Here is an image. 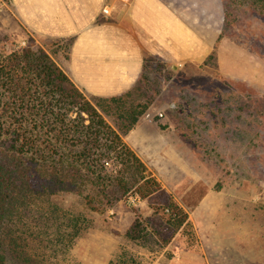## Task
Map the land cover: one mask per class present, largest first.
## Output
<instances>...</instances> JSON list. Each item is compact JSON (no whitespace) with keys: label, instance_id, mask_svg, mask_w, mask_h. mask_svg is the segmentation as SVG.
<instances>
[{"label":"rangeland","instance_id":"374dc122","mask_svg":"<svg viewBox=\"0 0 264 264\" xmlns=\"http://www.w3.org/2000/svg\"><path fill=\"white\" fill-rule=\"evenodd\" d=\"M225 2L229 11L225 33L264 59V16H258L247 2ZM0 38L6 52L30 45L42 47L68 75L70 44L41 39L26 31L15 19L9 0H0ZM82 93L93 103L98 102ZM123 101L121 107L99 101L107 111L99 110L114 129L119 127V114L124 109L140 110L145 105L148 108L139 121L166 129L171 152H176L171 161L152 152L147 154L152 158L145 164L149 173L150 167L187 214L204 199L197 216L202 218L201 223H211L213 231L205 230L211 235L207 241L211 238V244L217 246H206L205 264H264V94L221 77L214 59L207 68L185 66L179 70L149 61L140 81ZM115 162L110 161V169H115ZM52 199L68 211H85L77 195ZM152 213L146 199L129 194L109 210L93 213V227L66 252L58 251L52 261L110 264L125 250L141 264H170L174 257V245L169 246L172 239L160 249L153 242L141 248L124 237L135 218L144 220ZM180 234L186 248L196 244L191 221Z\"/></svg>","mask_w":264,"mask_h":264},{"label":"trees","instance_id":"16d2710c","mask_svg":"<svg viewBox=\"0 0 264 264\" xmlns=\"http://www.w3.org/2000/svg\"><path fill=\"white\" fill-rule=\"evenodd\" d=\"M245 2L264 16V0L231 4ZM130 94L93 103L42 47L6 52L0 38V264H55L58 251L66 252L93 227V213L129 194L153 209L125 231L133 245L153 242L162 249L188 224L184 208L123 140L148 107L124 109L117 129L100 111L107 110L99 101L121 107ZM64 194L79 196L85 211H68L53 201ZM114 264L141 262L123 250Z\"/></svg>","mask_w":264,"mask_h":264},{"label":"crops","instance_id":"0c3cea01","mask_svg":"<svg viewBox=\"0 0 264 264\" xmlns=\"http://www.w3.org/2000/svg\"><path fill=\"white\" fill-rule=\"evenodd\" d=\"M9 1L15 19L26 31L41 39L70 44L66 71L72 82L94 100L132 90L149 61L171 69H203L208 67L211 55H215L221 77L264 94V59L225 33L223 0ZM164 130L157 123L141 120L124 141L145 164L152 159L148 156L151 152L171 161L176 152H171V141ZM162 186L171 194L169 186ZM204 205L202 199L188 213V222L196 230V244L185 247L182 226L169 243L174 245L170 264H205L206 246L217 247L211 244V238L207 241L211 235L205 230L213 229L211 223H201L202 218L197 216Z\"/></svg>","mask_w":264,"mask_h":264},{"label":"built area","instance_id":"2783aa9c","mask_svg":"<svg viewBox=\"0 0 264 264\" xmlns=\"http://www.w3.org/2000/svg\"><path fill=\"white\" fill-rule=\"evenodd\" d=\"M103 11L106 13V12H107V9L105 8ZM160 115H161V114H160Z\"/></svg>","mask_w":264,"mask_h":264},{"label":"water","instance_id":"95a60500","mask_svg":"<svg viewBox=\"0 0 264 264\" xmlns=\"http://www.w3.org/2000/svg\"><path fill=\"white\" fill-rule=\"evenodd\" d=\"M173 69H177V66H173Z\"/></svg>","mask_w":264,"mask_h":264}]
</instances>
